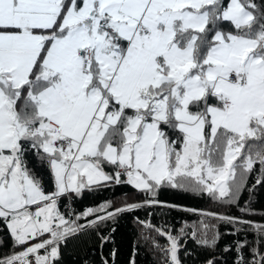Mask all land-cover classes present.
Wrapping results in <instances>:
<instances>
[{"label": "snow or ice", "instance_id": "1", "mask_svg": "<svg viewBox=\"0 0 264 264\" xmlns=\"http://www.w3.org/2000/svg\"><path fill=\"white\" fill-rule=\"evenodd\" d=\"M257 164L264 185V0H0V224L21 248L0 264H60L68 238L143 206L61 212L62 199L109 185L264 244V224L156 199L174 189L237 204ZM139 223L166 239L152 240L164 264H182L178 236ZM200 223L196 243L215 245ZM247 243L235 242L236 264H264Z\"/></svg>", "mask_w": 264, "mask_h": 264}, {"label": "trees", "instance_id": "2", "mask_svg": "<svg viewBox=\"0 0 264 264\" xmlns=\"http://www.w3.org/2000/svg\"><path fill=\"white\" fill-rule=\"evenodd\" d=\"M227 27V25H225ZM33 166L37 164L34 156H29ZM105 170L111 172V168L105 166ZM37 174L42 175L46 184V191H53L50 172L47 167H35ZM261 177L260 166L254 165V171L248 174L245 188L241 190L237 204H224L213 202L209 197L198 196L174 189H162L158 192L156 199L164 205H180L188 209L204 210L216 213L218 216L239 217L245 221L264 224V185H256V179ZM250 194L247 189L253 188ZM71 195V194H70ZM66 199V198H65ZM150 199L143 193H139L128 185H109L93 192L85 190L83 195L69 202V207L64 206L62 199L60 210L67 213L69 208L76 213L82 212L87 207H95L105 201H112L114 207L125 204L139 203L143 205L131 213L120 214L115 221L103 222L99 228L88 229L85 233H77L68 238L65 244H61L60 264H164V257L159 249L153 246V238L160 245H166L164 237H160L153 229L145 228L139 221L150 222L155 227H164L171 230L174 236L179 237L181 250L179 257L182 264H207L214 261L215 264H236L237 253L234 245L236 241L248 242L244 249L247 259H251L250 249L258 247L264 252V244H257L258 233L255 231H240V225L228 224L223 220L212 217H201L195 213L180 211L157 205H144V200ZM249 207L250 211L241 213L240 208ZM111 210V209H109ZM67 217L66 218H74ZM91 219V218H90ZM208 225L207 238L212 239L214 233H219V239L215 245H198L196 239H203L200 231L202 225ZM83 223L84 221H79ZM193 225L197 229V236H192ZM114 229V231H113ZM183 229V235L180 230ZM99 233V234H98ZM111 234L107 242L101 243V236ZM149 237L145 240L144 237ZM0 257L13 252L11 237L3 224H0ZM228 251H225V248ZM113 253H115L113 255Z\"/></svg>", "mask_w": 264, "mask_h": 264}, {"label": "rangeland", "instance_id": "3", "mask_svg": "<svg viewBox=\"0 0 264 264\" xmlns=\"http://www.w3.org/2000/svg\"><path fill=\"white\" fill-rule=\"evenodd\" d=\"M238 173H239V170H238ZM35 242H37V241H32V243H35ZM20 250H21V248L20 247H17L14 251L18 252Z\"/></svg>", "mask_w": 264, "mask_h": 264}]
</instances>
